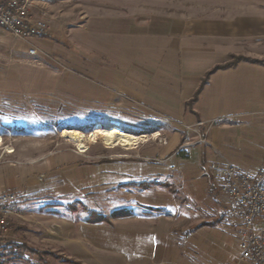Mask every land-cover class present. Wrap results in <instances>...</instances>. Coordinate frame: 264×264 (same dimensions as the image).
Segmentation results:
<instances>
[{
    "label": "rangeland",
    "instance_id": "obj_1",
    "mask_svg": "<svg viewBox=\"0 0 264 264\" xmlns=\"http://www.w3.org/2000/svg\"><path fill=\"white\" fill-rule=\"evenodd\" d=\"M33 11L47 14L46 34L21 40L0 29V192L15 195L0 264H82L61 256L60 229L98 216L119 225L110 233L117 247L97 264H130L138 258L122 222L150 214L177 229L170 261L184 264L199 234L206 248L196 250L233 256L239 227L221 217L207 167L189 156L206 129L187 119L188 102L180 115L160 102L172 91L170 43L257 46L248 52L264 55V0H36ZM97 124L146 137L109 147L91 136ZM65 129L84 134L82 148ZM116 210L128 215L114 218ZM222 224L236 238L217 236Z\"/></svg>",
    "mask_w": 264,
    "mask_h": 264
},
{
    "label": "crops",
    "instance_id": "obj_2",
    "mask_svg": "<svg viewBox=\"0 0 264 264\" xmlns=\"http://www.w3.org/2000/svg\"><path fill=\"white\" fill-rule=\"evenodd\" d=\"M192 44L195 43H186L184 46L170 43L172 51L175 52L171 61L174 73L171 80L172 91L167 95L168 98L166 97L170 101L163 99L160 102L161 107L166 110L165 113L180 115L185 110V103L193 97L204 74L212 67L228 61L232 55L264 60V55L248 52L259 51L260 48L257 46H193ZM188 109L190 116L187 119L201 122L202 128L206 129L205 134L203 133L205 141L193 147L189 156L195 154L198 162L205 167L209 161L224 159L249 173H254L264 155V65L240 60L235 66L214 71L209 75L197 98L189 104ZM176 142L177 138L174 136L168 145L161 149L162 155L165 156L172 151ZM175 158L182 163L181 157L175 156ZM195 170L202 173L198 167ZM204 178L207 188L210 185L209 181L215 183L209 175H205ZM219 197L218 194V201ZM152 215L147 218L144 215L129 216L122 222L128 228L125 234L128 237L125 248L136 252L138 258L130 264H178L176 261H170L175 260L179 255L177 250L174 251L175 227L167 219L163 222L158 215ZM221 215L224 217L223 214ZM198 219L200 222L204 221L202 218L198 217ZM206 222L207 220L202 228L205 236L211 231L210 225ZM63 223L68 224L65 225V229L62 227L60 229L61 256L82 261V264H97L101 258H106L105 254L108 251L104 252V250H109L112 246L117 247L112 243L113 238L110 233L115 231L118 222L114 224L113 221L108 224L64 220ZM67 226L71 227L69 232ZM236 231L223 224L218 230L216 229L219 237L228 235L236 238ZM199 235L192 238L193 251L185 254L187 257L184 264H212L211 259L216 260L218 264H243L238 261L239 239L235 243L236 251L233 256H230L229 249L210 255L206 250L195 249L202 242L206 248L205 241H201Z\"/></svg>",
    "mask_w": 264,
    "mask_h": 264
},
{
    "label": "built area",
    "instance_id": "obj_3",
    "mask_svg": "<svg viewBox=\"0 0 264 264\" xmlns=\"http://www.w3.org/2000/svg\"><path fill=\"white\" fill-rule=\"evenodd\" d=\"M35 1L0 0V29L21 40L46 34L49 19L45 12L34 13ZM28 53L34 55L37 49L31 46ZM198 136V142L205 141L201 134ZM207 170L226 209L224 220L239 227L238 261L264 264V155L254 173L224 159L209 161ZM14 200V193L0 192V250L9 236L12 211L8 205Z\"/></svg>",
    "mask_w": 264,
    "mask_h": 264
},
{
    "label": "bare ground",
    "instance_id": "obj_4",
    "mask_svg": "<svg viewBox=\"0 0 264 264\" xmlns=\"http://www.w3.org/2000/svg\"><path fill=\"white\" fill-rule=\"evenodd\" d=\"M62 133L68 136L70 140L77 142L80 148L83 147L82 143L84 139V134L82 132L78 130L65 129ZM91 136L94 138L100 136L104 141L103 143L109 147L115 145L130 147L146 137L145 135H134L125 132H117L114 129L105 130L99 124L94 127L91 132Z\"/></svg>",
    "mask_w": 264,
    "mask_h": 264
},
{
    "label": "trees",
    "instance_id": "obj_5",
    "mask_svg": "<svg viewBox=\"0 0 264 264\" xmlns=\"http://www.w3.org/2000/svg\"><path fill=\"white\" fill-rule=\"evenodd\" d=\"M240 60H249V61H253V62H256V63H259L261 65H264V60H253V59H249V58H246V57H243V56H235V55H232L231 58L226 61L225 63L223 64H219V65H216L214 67H212L210 70H208L203 78L201 79V82L198 86V88L196 89L195 93L193 94V97L188 101V104H191L196 98H197V95L199 93V91L202 89L203 85L207 82L208 80V77L210 74H212L214 71L218 70V69H224V68H228V67H232V66H235L237 64L238 61ZM114 214V218L116 217H120V216H125V215H128L127 213H123L121 212L120 210H116L113 212ZM88 221H92L91 223H101V222H105V223H111V220L110 218H96V219H88Z\"/></svg>",
    "mask_w": 264,
    "mask_h": 264
}]
</instances>
